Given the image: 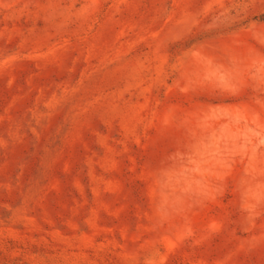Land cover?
<instances>
[{
	"label": "rangeland",
	"instance_id": "rangeland-1",
	"mask_svg": "<svg viewBox=\"0 0 264 264\" xmlns=\"http://www.w3.org/2000/svg\"><path fill=\"white\" fill-rule=\"evenodd\" d=\"M0 264H264V0H0Z\"/></svg>",
	"mask_w": 264,
	"mask_h": 264
}]
</instances>
